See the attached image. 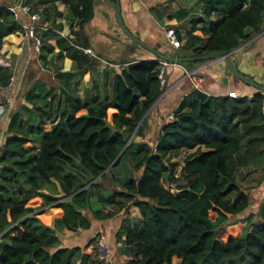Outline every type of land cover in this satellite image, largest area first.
I'll list each match as a JSON object with an SVG mask.
<instances>
[{"label":"trees","instance_id":"obj_1","mask_svg":"<svg viewBox=\"0 0 264 264\" xmlns=\"http://www.w3.org/2000/svg\"><path fill=\"white\" fill-rule=\"evenodd\" d=\"M62 2L71 27L74 19L80 27L92 15L93 0ZM263 13L264 0H201V15L190 19L189 34L180 44L183 55L233 49L250 32L259 30ZM195 23H200L204 36L191 33ZM16 29L20 25L0 6V44L2 36ZM45 33L51 45L39 46L42 60L53 48L56 59H75L77 49L72 42ZM183 64L189 63L179 65ZM158 65L155 60L128 62L112 76L111 98L104 103L81 99L69 87L70 73L59 69L55 77L67 88L62 95L40 79L25 91L29 106L20 104L9 112L0 152V178L10 189L0 185V264H100L78 247L60 246L53 230L36 218L41 206L53 203L62 211L57 224L69 230L87 229L90 223L81 211L88 205V189L76 184L63 199L38 190L48 188L50 178L57 177L60 168L55 159L66 164L77 160L91 180L106 173L111 177L113 167L127 153L134 161L131 171L140 170L139 176L124 169L120 173L125 176L118 180L120 190L102 199L114 206L132 203L138 209L139 226L123 220L118 230L130 257L125 264H170L171 258L178 260L175 264H264V213L249 217L243 227L229 220L248 205L247 194L236 183L239 169H264L259 91L248 98L208 96L192 89L172 111L171 119L160 124L152 147L129 143L103 172L127 138L138 134L145 113L159 95ZM7 79V70L0 67V84ZM81 109L84 113L77 114ZM26 143L29 147H23ZM179 150L183 152L178 168L183 182L173 191L164 181L171 178L175 163L169 160ZM35 197L41 198V204L31 206ZM91 215L105 219L112 211L103 213L97 208Z\"/></svg>","mask_w":264,"mask_h":264},{"label":"crops","instance_id":"obj_2","mask_svg":"<svg viewBox=\"0 0 264 264\" xmlns=\"http://www.w3.org/2000/svg\"><path fill=\"white\" fill-rule=\"evenodd\" d=\"M27 1L30 5V12H37L39 15L32 22L36 26V34L42 38L40 45H51V39L47 38L48 35L45 32H53L74 43L78 51L75 59L68 57L56 59V51L53 48L46 52L42 60L39 57V49L34 50L32 39L24 35L22 28L2 36L0 67L7 70L8 79L5 84H0V93L8 102V108L12 107V110L17 109L20 104L29 106L24 100V93L36 79L41 80L45 74L51 75L54 80L55 94L62 95L67 88L60 78L55 77L58 69L59 72L70 73L69 87L81 99L85 97L91 99L103 96V85L108 89L112 76L119 73L128 62L155 60L149 50L124 40L125 35L114 18V0L113 2L93 0L92 15L80 27L74 24L70 26L67 8L62 0ZM7 3L9 0H0V6ZM118 12L125 26L148 45L166 55L185 56L183 48L180 46L174 48L167 42L164 29L172 27L175 33H178L180 43H182L189 34L190 19L201 15V0H118ZM18 17L23 23L31 22L27 13L19 12ZM210 17H214V14ZM199 26L200 23H195V29L191 33L204 36ZM81 47H89L96 58L85 54ZM229 58L233 67L255 86L244 84L234 78L228 71L224 60L216 56L183 65L166 64L163 66L164 87L158 86L159 89L161 88L160 93L145 113L144 124L138 134L133 136L131 142L133 144L146 143L151 147L154 145L160 124L171 119L169 115L182 97L193 89L184 71H191L194 75L201 77L202 81L197 90L208 96H227L228 92L233 91L236 97L250 98L254 93L264 90V13L259 30L250 32L248 38L231 50ZM108 95L109 100L111 98L110 87ZM262 96L264 114V94ZM82 113L84 109L77 112V114ZM8 120L9 114L6 115L5 121L3 120L5 131ZM126 166L131 171L132 168L127 164ZM66 174L71 175L68 176L70 180L63 176L51 177L50 190L45 188L38 191L44 195L63 199L69 197V195L63 196L72 186L82 184L81 189L89 191L88 205L81 211L88 218L89 227L83 230H69L60 226L55 220L61 216L62 211L53 203L43 205L38 209L40 216L46 218L40 217L39 221L53 230L60 246L68 249L78 247L88 254L94 235L99 231L102 232L109 244L112 263L125 264L130 257L123 250L124 236L118 235V230L123 220L133 227L139 226L138 209L132 203L114 206L102 202L108 192L120 190L118 180L125 175L112 170L111 177L106 173L103 178L97 177L90 180L83 171L76 173L65 170L62 175ZM131 174L136 178L140 170L131 171ZM236 183L247 194L248 205L242 212L231 218L237 222L239 227H243L250 218L254 219L259 213H264V169L262 167L239 169L236 174ZM93 202L103 213L112 211V215L105 219H94L91 215ZM40 204V197H35L30 203L31 206ZM246 217L247 220H245Z\"/></svg>","mask_w":264,"mask_h":264},{"label":"built area","instance_id":"obj_3","mask_svg":"<svg viewBox=\"0 0 264 264\" xmlns=\"http://www.w3.org/2000/svg\"><path fill=\"white\" fill-rule=\"evenodd\" d=\"M4 8L7 9L11 14L13 19L20 25V27L23 29V33L25 36L32 39L33 48L34 50L38 51L39 46L41 44L40 37L36 34L35 31V24L32 22L35 19L38 18L37 12H30V5L27 0H9V3L4 5ZM27 13L29 15V19L31 22L29 23H23L19 20L18 13ZM75 20L72 21V24L75 25ZM71 36V35H70ZM164 36L167 40V42L174 48L180 46V40L176 37L175 31L172 27H166L164 29ZM74 44V43H73ZM75 45V44H74ZM76 46V45H75ZM81 49L85 52V54H88L91 57H95L93 54V51L89 47H81ZM96 58V57H95ZM158 86H163V66L166 65L164 62H158ZM6 66H9L8 63H5ZM185 76L190 81V83L193 86V89H196L199 87L202 79L199 76L194 75L191 71L187 72L184 71ZM261 95L264 94V90H260ZM228 97H236L235 92L230 91L227 93ZM3 112V106L0 104V115ZM169 118H171V115H169ZM89 254L91 255L92 259L97 261L100 264H113L111 259V253L108 241L105 237V235L102 232H97L93 237V242L89 250Z\"/></svg>","mask_w":264,"mask_h":264},{"label":"rangeland","instance_id":"obj_4","mask_svg":"<svg viewBox=\"0 0 264 264\" xmlns=\"http://www.w3.org/2000/svg\"><path fill=\"white\" fill-rule=\"evenodd\" d=\"M110 2H113V0H110ZM120 32V31H119ZM121 34V33H120ZM123 36V35H122ZM40 37V41H41V43H42V38H41V36H39ZM123 38H125L124 40H126V41H128V42H130L131 40L128 38V37H126V36H123ZM131 43H133L134 44V42L133 41H131ZM111 49H113V47H110ZM78 51V50H77ZM92 65L94 66V64L92 63ZM81 66V65H80ZM88 66H90L89 64H88ZM41 80L46 84V86H50V85H52L53 87H56V84H55V82H54V80L51 78V75H49V74H45L44 76H42L41 77ZM163 82L165 83V79L163 78ZM163 83V84H164ZM104 86V91H103V96H101V97H95L99 102H101V103H104L105 101H107L108 100V98H109V95H108V92H109V87H108V89L106 88V86L105 85H103ZM163 87H164V85H163ZM160 90H161V88H160ZM99 93V92H98ZM102 95V94H101ZM0 104L3 106V112L1 113V115H0V152H1V148H2V144H3V141H4V138H5V136H6V131L4 130V128H3V120L5 121V118H6V115H8L9 114V112L12 110V107L10 108H8V102L6 101V99L1 95V93H0ZM100 104V103H99ZM11 106V105H10ZM44 128L45 129H47L48 128V125L47 124H45L44 125ZM132 139H133V135H131V136H129L128 138H127V140H126V146L129 144V143H131V141H132ZM29 145H30V143H26V144H24L23 145V147H29ZM182 156H183V152L181 151V150H179V151H176V152H174L173 153V156L170 158V162H172V163H175V166H174V168H173V172H172V175H171V178L170 177H166L165 178V181H164V185L167 187V188H169L170 190H173L174 191V187H175V185L176 184H179V183H182L183 182V178H182V176L179 174V172H178V168H179V166H180V164H181V160H182ZM133 158L131 157V155L129 154V153H127L124 157H123V160L121 161V163L119 164V165H117L116 167H113V171H115L116 173H120L121 171L123 172L124 171V169H126L127 168V166H126V164L128 165V166H130L131 168L133 167ZM54 163L56 164V166H58L59 168H60V171L58 172V171H56L57 173V176H60V177H62V176H64V175H62V174H64L65 173V170H68V171H73V172H76V173H79V172H81L82 170L80 169V167L78 166V163H77V160H73V162H72V164H66V163H63V162H61V161H59V160H57V159H55L54 160ZM167 164H169L168 162H167ZM67 175H69V176H71L70 174H67ZM0 185H3V187H6L7 189H8V191L10 190L9 189V185L8 184H6V182H4L3 180H2V178H0ZM50 188H51V186H49L48 187V190H50ZM110 192H108L107 193V195L109 194ZM30 203V201L28 202V204ZM92 208L93 209H97L98 208V206H97V204L95 203V202H93L92 203ZM41 216H40V213H38V214H36V218L39 220V218H40ZM229 220H232V218H230ZM92 242L93 241H91V245H92ZM91 260V262L93 263V262H95V261H93L92 259H90ZM177 261L178 260H176L175 258H171V261H170V264H175V263H177Z\"/></svg>","mask_w":264,"mask_h":264},{"label":"water","instance_id":"obj_5","mask_svg":"<svg viewBox=\"0 0 264 264\" xmlns=\"http://www.w3.org/2000/svg\"><path fill=\"white\" fill-rule=\"evenodd\" d=\"M114 18L115 21L119 27V29L123 32V34L125 36H127L131 41H133L134 43L142 46L143 48L149 50L151 52V54L155 57V60L158 62H164L166 64H180V63H185V62H192V61H196V60H207L210 57H219L221 59L224 60L225 65L228 69V71L231 73V75L236 78L238 81L247 84V85H251V86H255L251 81H249L248 79H246L245 77H243L232 65L231 60L229 58L230 52L231 50L225 51V50H210L207 52H204V54L200 55V56H174V55H166L163 54V52H160L159 50H157L156 48L148 45L147 43H145L144 41H142L140 38H138L137 36H135L123 23L121 16L118 12V0H114ZM126 147V143L124 144V146L122 147V149L120 150V152L117 154V156L115 157V159L103 170V172H105L115 161L118 160V158L120 157L121 153L123 152L124 148ZM102 172V173H103ZM99 177V176H97ZM95 177V178H97Z\"/></svg>","mask_w":264,"mask_h":264}]
</instances>
